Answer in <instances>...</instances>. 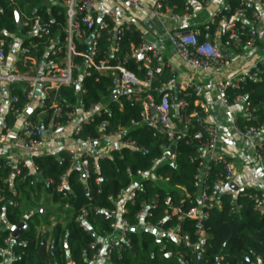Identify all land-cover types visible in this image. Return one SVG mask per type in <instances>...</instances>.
Masks as SVG:
<instances>
[{"label":"built area","instance_id":"2783aa9c","mask_svg":"<svg viewBox=\"0 0 264 264\" xmlns=\"http://www.w3.org/2000/svg\"><path fill=\"white\" fill-rule=\"evenodd\" d=\"M164 1L157 0L155 4V12L161 19L180 20L192 12L187 11L185 14H179L175 11L176 5L164 8ZM188 1L190 4L192 1L205 4L209 0L202 2L200 0ZM97 3L98 0H51L53 7L52 10L48 9L49 13L51 14L53 9L56 8L57 15L64 16V24L55 34L51 25L52 22L56 21L55 15H51L50 19L46 20L39 14L28 15L19 12L25 31V39L36 37L45 41L42 50L41 68L36 74L30 75L21 71L18 63L24 60V54L28 52V48L23 47L22 43L17 46L15 37L11 40L8 39L9 33L0 27V106L5 102V96L9 92L10 85L27 84L30 87L26 92L27 102L22 110L14 107V104L19 101V97L17 95L9 97V111L16 117V120L20 119L22 121L14 146L20 150H26L30 159L28 161L24 159H5V167L12 169L5 182L13 185L16 177L24 181L28 176L31 177L34 171L38 172L34 166L33 157L42 153L46 143L47 129L44 128L41 121L33 122L25 115V111L30 108L34 99H38L39 107H46L48 101L52 99V91L57 94L63 86H75L78 100L81 101H79V105L86 114L78 122H75L77 116L75 105L74 109L68 114L67 123L60 125L54 122L50 130H61L66 125L73 124V134L79 135L84 125L93 123L97 117L106 115L107 118L98 126L100 131H104L109 126V119L113 117V113L109 105H103L101 102L89 109L84 108L83 97L87 94L84 78L91 76L94 72L112 76V90L113 92L118 90L120 94L115 98H112L111 95L107 98L120 102V97L126 95L128 100L140 104L141 121L138 123L133 121V125L150 124L157 126L160 133L168 141V145L163 148V156L155 159L149 170L138 171L127 189H123L116 199L110 197V200L115 203V208L106 213V218L111 219V231L104 237L97 238L92 244L96 252L87 260L86 264H111L113 255L115 253L120 255L124 245L130 243L129 233L132 230L154 231L158 236V244L164 259L177 257L183 264H191L184 253L167 249L166 241L172 240L175 244L189 249L199 259L200 257L203 258L207 242L203 223L208 218L210 209L222 207V195H232L235 202V207L232 209L234 212L241 208L237 200L238 196L242 194L253 204L255 211L264 214V188L245 191L246 187L238 190L231 187L238 175L237 167L231 157L217 151L220 138L219 128L216 123H209L204 120V116L209 113L210 107L203 100V86L192 78L177 92L174 90L176 83L174 74L163 85L164 92L158 95L151 92V85L156 74L162 73L165 68H169L173 72L171 62L166 60L162 54V45L147 47L145 36L140 31L141 44L134 46L126 56L120 57L121 41L125 31L133 27L137 30L140 29L132 21L120 18L115 9L107 12L102 17H96L95 7ZM122 5L127 9H133L141 7L143 4L142 0H122ZM3 12L4 7L0 5V14ZM263 16L264 0H240L239 6L228 17L211 19L201 30L186 28L167 30L164 39L173 46L174 58L189 64L200 73L215 78L218 101L222 106L229 107L232 105L227 93L229 88L238 87L240 83L244 82L246 74H251L255 79L261 80L258 72H252V68L257 66L258 63L264 64V56L245 72L233 74L229 77H221V75L224 74L230 62L231 51L240 48L252 50L257 47L258 26ZM104 42H106L107 47L102 50ZM37 46L38 43L31 42L32 48ZM14 50L16 59L10 64L8 59ZM131 58L135 60L137 65L142 63L141 67L144 69V75H139L127 66V62ZM186 90H191V93L197 97L195 104L200 107V109H196L190 114L182 113L189 104L186 97L190 92L185 93L183 97H179V92ZM123 91L126 92L123 93ZM233 104L241 106L240 113L233 117L234 129L241 137L249 139L264 130V125L260 127L240 126V117L250 119L255 112V109L243 96L235 97ZM51 107H57L55 100H52ZM56 115H60V110H57ZM2 128L5 133L0 137V142L8 144L10 142L8 134L13 131V126L8 125V122L5 121ZM190 129H194V132L189 140L197 142L199 145L198 153L202 157L195 179L197 193L188 194L184 187H180V193L184 195L180 203H175L172 196H166L164 198V204L167 206L166 217L160 219L157 224L148 220V218L153 216L152 209L158 207V200L144 201L141 209L136 214L138 223L132 226L129 220L124 217V214L128 213V209L125 207L126 203L136 198V192L138 189H143L145 180L151 179L156 182H166L168 180H164L162 175L157 174V168L165 163H175V150H172V146L176 147L179 141L186 139ZM129 131V128L121 127L108 134H102L99 139L81 140L89 147L81 156L77 155L72 146L69 147L67 153L71 156V168L78 167L81 170L79 180L83 183L88 182L91 176V158L103 159L110 156V154L104 152L95 153L91 148L103 138H116L117 149L126 146L138 149L135 141L126 139ZM140 150L145 154L149 153L146 148H140ZM254 159L261 166L264 173V139L255 145ZM211 163L221 165L224 174L222 178L217 179L213 184H208L207 179L211 173ZM21 167L29 168L28 173L24 176L21 175ZM1 168L2 164H0ZM62 181L59 190H63L68 186L66 175L63 176ZM30 183L33 184L34 181L31 180ZM12 196L19 197V191L12 189ZM4 200L5 197L0 191V203ZM187 202L192 205L190 208H185L184 203ZM87 214V210L83 209L77 221L85 225ZM185 219L195 221L196 239H193L191 234L182 230L179 222ZM4 220H6L5 216L0 214V222ZM168 221H175V223L164 227V224ZM1 228L5 229L6 227L3 225ZM14 241L15 238L10 232L9 237L5 240V247L0 248V253L3 256L0 264H15L19 259L20 256L11 247ZM258 264H264V261Z\"/></svg>","mask_w":264,"mask_h":264},{"label":"trees","instance_id":"16d2710c","mask_svg":"<svg viewBox=\"0 0 264 264\" xmlns=\"http://www.w3.org/2000/svg\"><path fill=\"white\" fill-rule=\"evenodd\" d=\"M208 1V0H200ZM43 0H0V5L4 7V12L0 14V27L8 33V39H12L17 28L16 12H24L28 15L39 14L44 19L49 20L50 16L55 15L56 21L52 22L54 34L62 28L64 16L57 15V9L54 8L50 14L48 9L42 5ZM240 0H230L229 7L224 9L217 19L228 17L239 6ZM176 5L175 11L179 14H185L192 11L188 0H165L166 6ZM198 26L189 30L203 29ZM22 32L25 33L24 29ZM141 32L133 27L126 30L121 41L120 57L126 56L131 52L134 46L141 44ZM31 42L38 43L36 48L31 47ZM45 41L36 37L24 39L23 47L28 48L24 54V60L18 63L21 71L25 74H36L40 70L43 56V47ZM107 47L106 42L102 45V50ZM135 63L133 58L129 59L127 66L144 75V69ZM257 71L261 80L252 77L251 74L245 75L244 82L236 88L227 90L229 101L237 96H243L255 109L253 117L250 119L240 117L239 124L244 126L260 127L264 125V64L258 63L252 68V72ZM174 73L169 68H165L160 74H156L151 92L158 95L164 92L163 85L166 84ZM84 84L87 94L83 97L85 109L102 101L104 97L112 94V76L101 75L97 72L84 78ZM30 89L27 84H13L9 86L10 96L17 95L19 101L14 104L17 109H24L27 102L26 92ZM190 92V93H189ZM186 97L188 106L183 114H190L196 109H200L195 104L197 97L191 93V90L180 91L179 97ZM51 100L46 107H39L28 118L33 122H38L37 115L44 112V118L41 121L44 128L50 129L56 122L60 125L67 123L68 114L78 103L75 86H63L56 94L51 93ZM121 101L112 100L109 107L113 117L109 119L110 124L104 130L98 129L99 124L107 118L106 115L97 117L93 123L84 125L81 133L75 135L79 140L88 138L99 139L102 134H108L118 130L121 127L129 128L130 131L126 139L135 141L138 149L123 147L114 149L110 156L103 159L91 158V176L87 183L79 180L81 170L78 167L71 168V156L63 151L60 157L52 154H39L33 157V163L36 170L42 175L43 180L32 185V177L28 176L26 180L16 177L13 185L5 182L12 169L5 167V159H0L2 168L0 169V191L5 200L0 203V214L5 216L4 221L0 222V248L5 247V240L10 235L11 225H16L21 221L27 223V228L22 230L19 238L12 243V250L20 257L15 264H86L87 260L93 256L96 249L92 244L97 238L104 237L111 231V219L106 218V213L115 208V203L110 197L115 199L123 189H127L132 182V178L138 171L149 170L153 166L155 159L161 158L164 152V146L168 145L165 136L160 133L157 126L143 125L134 126L133 121H141V105L128 100L126 95L120 97ZM52 100H55L57 107H51ZM60 110V115L56 112ZM6 121L8 125L14 126L16 117L9 113ZM194 129H190L186 139L179 141L175 147V163H165L157 168V174L165 179V185L154 180H145L143 189H138L136 198L128 201L125 207L128 213L124 214L130 224L135 226L138 223L136 214L141 209L144 201L152 202L157 199L159 205L152 209L153 216L148 220L157 224L160 219L166 217L167 206L164 204V198L172 196L175 203H180L184 195L180 193V187H184L188 194L197 193L195 179L200 168L202 157L198 153V144L196 141L189 140ZM140 148L148 149L145 154ZM28 167H21V175L28 173ZM223 168L219 164L211 163V173L207 179L208 184H213L217 179L223 177ZM66 175L68 186L59 190L62 184V178ZM44 180H49L47 184ZM12 189L19 191L20 196H12ZM44 189L50 197L53 205L64 214V220L55 224L50 216L37 211L27 215L29 205L35 204L39 199V191ZM247 188L245 191H252ZM241 208L238 211H232L235 207L232 195H222V207L209 210V216L203 223V230L207 236L206 249L203 255V264H258L264 261V214L254 210L253 204L242 194L237 200ZM185 208L192 205L184 203ZM87 210L86 224L77 221L82 214V210ZM175 221H168L164 224L167 227ZM182 230L191 234L196 239V224L194 220L185 219L179 222ZM5 229H2V226ZM87 227V228H86ZM130 243L125 244L120 255H113L111 264H183L179 258L172 257L164 259L158 244V236L151 230H132L129 233ZM43 246V255L40 254V248ZM166 247L173 252L184 253L191 264H199V258L182 245L175 244L172 240L166 241ZM3 259L0 253V263Z\"/></svg>","mask_w":264,"mask_h":264},{"label":"crops","instance_id":"0c3cea01","mask_svg":"<svg viewBox=\"0 0 264 264\" xmlns=\"http://www.w3.org/2000/svg\"><path fill=\"white\" fill-rule=\"evenodd\" d=\"M156 2L157 0H142L143 5L141 7L127 9L122 5V0H98L97 6L95 7V16L102 17L107 12L115 9L120 18L132 21L134 25L140 29L145 36V45L147 47L151 45H162V54L166 60L171 62L175 74V91L178 92L179 89H182L192 78L203 86V100L205 104L210 107V111L204 116V120L209 123H216L219 128L220 138L217 151L231 157L233 162L235 157L242 158L244 164L245 170L243 173L239 174L237 169L238 175L234 183L239 188H264V175L261 171V166L254 159V147L264 139V130L249 139L241 137L235 131L233 123V117L240 113L241 106L236 104H232L229 107L222 106L218 101L215 78L200 73L189 64L174 58L173 46L170 42H167L164 39V34L167 30L180 28L192 29L198 26H203L211 19L217 18L224 9L229 7L230 0H209L205 4L192 1V12L190 15L182 17L180 20L159 18L155 12ZM42 5L47 9L52 10L53 6L51 0H43ZM258 28L257 47L252 50L240 48L231 51L230 62L221 77H229L233 74L245 72L253 67L260 58L264 56V16ZM14 37L17 46L25 39V37H20L17 34H15ZM15 59L16 52L14 50L9 56V63H13ZM9 97L10 93L8 92L5 96V102L0 106V137L5 133L2 125L10 113ZM79 101L80 100H78V103L76 104L77 116L75 122H78V120L82 119L86 114L79 105ZM111 101V99L104 97L101 104L109 105ZM37 108H39L38 99H34L29 108L30 111L28 117L33 114ZM37 117L39 121H42L44 118V112L39 113ZM21 122L20 119L16 120L15 125L13 126V131L8 134L10 141L8 144H2L0 142V159H24L25 161L30 159L26 150H20L14 146L19 128L21 127ZM73 127V124H69L61 130L48 129L46 131V143L41 154H52L56 157H60L63 151L67 152L69 147L72 146L77 155L81 156L87 149H89V147L75 137L73 134ZM117 144L116 138L105 137L101 141L96 142L91 148L95 153L104 152L111 154L112 150L117 149ZM206 161H208V159H206ZM31 177L34 181L32 185L43 180L42 175L36 171L33 172ZM158 182L165 185V181ZM38 195L39 198L41 197L44 199L46 196L50 199L44 189L39 191ZM33 206H36V202L34 205L31 204V209ZM41 209L42 207L40 206L35 212H42ZM35 212L31 210V214Z\"/></svg>","mask_w":264,"mask_h":264},{"label":"rangeland","instance_id":"374dc122","mask_svg":"<svg viewBox=\"0 0 264 264\" xmlns=\"http://www.w3.org/2000/svg\"><path fill=\"white\" fill-rule=\"evenodd\" d=\"M17 35H19L20 37H25L24 33L22 32V30H18L16 32ZM234 163L235 166L237 167L239 174L243 173V171L245 170L244 168V164L242 161V158H238L235 157L234 159ZM262 171V170H261ZM264 175V173H263ZM42 207L41 209V213H45L47 215L50 216L51 221L53 222V224H55L58 221H62L63 223L65 222L64 220V214L62 212H60L58 210V207L53 205L50 201V199L48 197L45 196V198H39L38 201L36 202V206H33L31 209V205H29L28 209H27V215H31V210L32 211H36L38 210V207ZM34 208V209H33Z\"/></svg>","mask_w":264,"mask_h":264},{"label":"water","instance_id":"95a60500","mask_svg":"<svg viewBox=\"0 0 264 264\" xmlns=\"http://www.w3.org/2000/svg\"><path fill=\"white\" fill-rule=\"evenodd\" d=\"M16 21H17V28L19 30H22L23 29V25H22V21H21V15L19 12H16ZM126 92V91H123V93ZM120 94V92L118 90H115L112 94H111V97L112 98H115L117 97L118 95ZM29 111L30 109L26 110L25 111V115L28 117L29 115ZM172 150H175V146H172ZM47 184H49V181L48 180H44ZM231 187H233L234 190H238L239 187L235 184V183H232L231 184ZM27 228V223L25 221H21L20 223L16 224V225H11L10 226V229H11V232H12V236L17 239L19 238L20 236V233L22 230H25ZM40 254L43 255V246L40 248ZM199 264H203V258L200 257L199 259Z\"/></svg>","mask_w":264,"mask_h":264}]
</instances>
